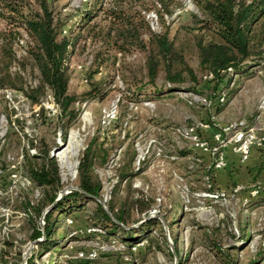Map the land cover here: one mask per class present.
<instances>
[{
	"label": "rangeland",
	"instance_id": "1",
	"mask_svg": "<svg viewBox=\"0 0 264 264\" xmlns=\"http://www.w3.org/2000/svg\"><path fill=\"white\" fill-rule=\"evenodd\" d=\"M140 1L143 9L148 8L142 12L153 32L169 28L170 35H175L176 46L194 69L196 80L186 77L172 85L160 70L155 83H150L143 51L117 53L115 59L100 53L102 63L92 78L99 86L92 90L93 95L85 94L90 90L88 74L96 68L93 59L97 51L96 44L86 38L84 27L88 1L51 0L63 34L75 42L68 48L66 60L69 92L85 99L75 103L79 112L65 139V123L56 117L59 109L51 91L46 89L38 104L17 89L35 87L39 71L28 53V33L20 28L13 34L12 27L0 18V71L7 67L14 79L9 82L16 86L0 88V264H21L24 256L27 260L37 250L29 237L31 228H43L44 224L41 215L36 216L26 205L41 197V188L26 173V154L42 156L47 151L56 159L60 191L65 194L77 188L78 159L95 133L109 148L106 163L95 167L102 183L98 199L106 208L115 193L113 202L124 205L129 226L138 225L154 212L164 235L157 228L137 243V250L128 252L117 239L107 240L104 234L88 231L96 228V222L93 202L85 201L78 209L53 213L59 229L70 233L62 250L73 254L101 245L105 249L99 250L97 259L104 258V253L112 257L105 264H225L226 252L236 264H264V204L259 202L264 191L251 193L264 186V177L239 174L230 163L236 173L226 183L222 169L211 170L216 155L196 144L215 145L214 134L230 124L245 122L259 127L264 123L263 114L257 117L264 98V62L254 65L256 61L248 59L247 72L234 75L228 86L224 79L219 93L200 68L194 33L184 29L194 24V15L203 16L196 0H166L170 13L157 3L151 7L149 0ZM111 2L104 0L105 5ZM101 15L99 12L94 19ZM231 90H235L232 99L223 105ZM40 106L47 110L49 119L36 116ZM259 151L257 164L264 165V145ZM124 166L128 174L122 178ZM135 197L142 198L141 204L148 208L145 212L132 207L131 198ZM170 232L176 237L178 255L171 253ZM133 234L135 240L142 238L139 232ZM216 245L225 252L216 253ZM52 259H59V253L45 250L37 256L39 264Z\"/></svg>",
	"mask_w": 264,
	"mask_h": 264
},
{
	"label": "trees",
	"instance_id": "2",
	"mask_svg": "<svg viewBox=\"0 0 264 264\" xmlns=\"http://www.w3.org/2000/svg\"><path fill=\"white\" fill-rule=\"evenodd\" d=\"M87 1L89 8L83 14L84 27L88 35L86 38L96 44L97 51L93 59L96 68L88 74L90 90L85 94H91L92 90L99 86L92 78L93 74L99 71L102 63L100 53L108 55L109 58L112 55L111 57L115 59L117 53L143 51L150 83H155L160 70L172 85L183 82L186 77L192 81L196 80L194 69L176 46L175 35H170L169 28H165L161 33L153 32L142 12L148 8L143 9L140 0H112L108 5H105L104 0ZM149 1L151 7H155L157 3L166 12H171L167 10L166 0ZM33 2L34 4L27 0H0V18L12 27L10 32L13 34L18 33L20 28L28 33L31 41L28 53L39 71L40 80L35 87L25 90L23 86H17V89L23 91L31 102L38 104L44 91L46 89L51 91L53 101L59 109L56 117L65 123L63 129V139H65L69 125L79 112L75 108V103L85 100L79 99L68 89L66 60L68 48L74 46L75 42L68 35L63 34V25L54 15L51 0H33ZM196 3L203 16L194 15V24L185 26L184 29L187 33H194L200 68L205 75H212L210 80H213V89L221 93V89L224 88L221 83L224 79L228 86L234 75L247 72L245 63L248 59H254L253 61H256L254 65L264 62V0H196ZM157 11L160 13V9ZM99 12L102 15L99 20H95ZM144 35H147V39ZM228 68H231V71H228ZM4 69L3 72L0 71V88L16 87L14 82H9L14 79L11 78L8 68ZM234 93L235 90L228 93L223 105L232 99ZM220 109L221 107L218 111ZM36 116L49 119L47 110L43 106H40ZM108 155L109 148L106 142L100 140L98 133L93 134L78 159L77 188L70 189L56 200L62 189L56 159L49 156L47 151H44L42 156L26 154V173L31 181L41 188V197L38 201L35 204L27 201L26 205L33 209L36 216L41 215L44 223L43 231L37 225L31 228L29 237L32 241H36L37 250H33L26 264H39L37 256L42 251H60L58 248L61 241L70 233L59 229L58 223L52 217L53 213L74 207L78 209L85 201L93 202L92 218L95 219V227L101 230L92 234H104L107 240L117 239L127 248L135 246L157 228L159 233L164 235L161 222L155 216L140 220L136 226H129L124 205L116 206L113 202L115 193L106 202V208L98 199L101 197L102 183L95 172V167L104 165ZM262 165V162L258 165L259 170ZM214 169L212 166L211 170ZM122 171L123 178L128 174L127 166L122 167ZM260 199V204H264V196ZM141 203V197L131 198L132 207H138L140 212H145L148 208ZM48 206L50 208L43 215V211ZM167 226L169 228L168 224ZM137 232L142 238L135 240L133 233ZM170 236L174 249L171 253L178 255L176 237L171 232ZM39 238L42 239L38 240ZM162 241L167 244L164 238ZM158 249H160L159 245ZM215 250L218 254L225 252L220 245H216ZM225 254L228 257L225 259V264H236V259L231 260L229 254L227 252ZM62 257L63 259H52L48 264H62V262L72 264V261L77 260L93 261Z\"/></svg>",
	"mask_w": 264,
	"mask_h": 264
},
{
	"label": "built area",
	"instance_id": "3",
	"mask_svg": "<svg viewBox=\"0 0 264 264\" xmlns=\"http://www.w3.org/2000/svg\"><path fill=\"white\" fill-rule=\"evenodd\" d=\"M228 71H231V68H228ZM205 78H211V74H206ZM219 99H223V96ZM259 115L257 116L260 118V115H264V98L260 101L259 105ZM225 134H230L229 137L226 139L224 136ZM196 139V135H194ZM215 145H210L209 148L205 145V142H196L203 150H208L211 154H215L216 158L214 159V168L215 169H223L226 166V158L224 154V149L220 147H226L228 144H232L234 150L237 151L240 155V160L245 162L248 159L249 152L252 148H261L264 145V123L259 126H251L246 124L245 122H239V124L234 125H227L221 128L218 132L214 134ZM219 144V145H218ZM259 189L264 191V186H258L254 189L251 193H258ZM223 195V193H221ZM40 221L43 223L42 218ZM68 222H72L71 220L67 219ZM90 232L94 231H101L98 228H90L88 229ZM40 239V238H39ZM113 243H115L113 241ZM123 244V243H122ZM124 245V244H123ZM124 249L129 251H135L138 248V244L132 246L131 248H127L125 245L123 246ZM105 249L104 246L98 245L89 250H78L72 253H64L63 256L66 258H73V259H83V260H94L99 255V250Z\"/></svg>",
	"mask_w": 264,
	"mask_h": 264
},
{
	"label": "crops",
	"instance_id": "4",
	"mask_svg": "<svg viewBox=\"0 0 264 264\" xmlns=\"http://www.w3.org/2000/svg\"><path fill=\"white\" fill-rule=\"evenodd\" d=\"M259 149L257 148H252L249 152L248 155V160L246 162H244V164H240V155L237 153H234V147L232 144L227 145L224 148V153H225V157H226V167L223 170H220V172L222 173L221 176H223V179H225V182L227 183L229 181L230 178H233V175L235 172V169H232L230 166L233 164L234 166H236V168L238 169L237 173L239 174H244V175H249L252 174V177L254 175H256V173H258L257 176H255L256 178H258V176H262L264 177V170L262 169L264 167V165H262V168H260V170L258 169V161L261 160V152L259 151ZM231 163V165H229ZM255 168V171H254ZM232 171V172H231ZM232 175V177H230ZM251 177V178H252ZM234 181V180H233ZM246 181V180H245ZM66 239L62 240L60 243V248H58V250L60 251H56L57 253H59V259H61V257L63 256V254L66 252L63 249V245L64 243L67 244V242H65ZM62 251V252H61ZM64 252V253H63ZM110 253H107L106 255H104V258H98L95 259L93 261H81V260H77V261H72V264H105V263H109L112 261V257H106L109 256ZM105 259V260H104Z\"/></svg>",
	"mask_w": 264,
	"mask_h": 264
},
{
	"label": "water",
	"instance_id": "5",
	"mask_svg": "<svg viewBox=\"0 0 264 264\" xmlns=\"http://www.w3.org/2000/svg\"><path fill=\"white\" fill-rule=\"evenodd\" d=\"M63 193H64V190H62V191H60V193H59V195H58V197H57V199L56 200H58L62 195H63ZM50 208V206H48L47 208H45V210L43 211V215L46 213V211L48 210ZM149 216H155V214H154V212H151L147 217H149ZM146 217V218H147ZM141 221H143V220H141ZM42 231H43V228H42ZM167 235H168V233H167ZM42 238H40V239H38V240H41ZM32 244H36V241H33V243ZM26 256H24V259H23V262L21 263V264H26Z\"/></svg>",
	"mask_w": 264,
	"mask_h": 264
}]
</instances>
